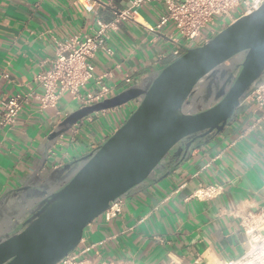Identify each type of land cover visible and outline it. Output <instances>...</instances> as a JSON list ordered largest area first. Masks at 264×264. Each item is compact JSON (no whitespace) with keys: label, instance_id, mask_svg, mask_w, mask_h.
<instances>
[{"label":"crops","instance_id":"obj_1","mask_svg":"<svg viewBox=\"0 0 264 264\" xmlns=\"http://www.w3.org/2000/svg\"><path fill=\"white\" fill-rule=\"evenodd\" d=\"M132 1L0 0V114L9 98L33 95L15 126H0V213L8 219L0 223V235L38 206L39 186L60 182L57 169L103 144L133 113L137 101L131 108L93 114L52 142L58 125L82 107L66 94L56 109L41 110L35 98L42 94L36 77L51 67L56 41L88 36L98 21L111 22ZM166 12L164 2H150L138 8L134 19L122 22L106 42L112 54L101 50L91 60L94 79L83 93L107 86L113 98L170 64V38L177 35L173 24L151 31ZM119 113L122 121L112 118ZM176 155L154 180L122 199V215L87 227L86 243L79 248L94 247L88 257L135 264H223L249 251L241 221L264 211V107L242 101L222 133L197 139L190 158L173 168ZM210 186L220 188L211 198L198 196L201 187Z\"/></svg>","mask_w":264,"mask_h":264},{"label":"water","instance_id":"obj_2","mask_svg":"<svg viewBox=\"0 0 264 264\" xmlns=\"http://www.w3.org/2000/svg\"><path fill=\"white\" fill-rule=\"evenodd\" d=\"M262 84L264 5L141 84L74 112L51 134L52 142L93 114L138 103L103 144L54 172L61 173L59 183L39 186L38 206L0 235V264H59L113 202L154 180L175 151L173 168L190 158L197 139L222 133ZM5 220L1 212L0 223Z\"/></svg>","mask_w":264,"mask_h":264},{"label":"built area","instance_id":"obj_3","mask_svg":"<svg viewBox=\"0 0 264 264\" xmlns=\"http://www.w3.org/2000/svg\"><path fill=\"white\" fill-rule=\"evenodd\" d=\"M150 2H164L167 5V12L151 31H160L168 24H173L177 31V35L170 38L173 43L169 55L172 62L183 56L189 49L202 46L215 37L221 27H228L241 17L253 14L264 5V0H133L130 8L116 12L111 22L98 21L97 26L88 36H77L65 42L56 41V56L51 67L36 77L42 89V94L35 97L41 110L56 109L66 94H70L82 108L108 99L111 89L107 86H102L94 94L83 93V90L94 79V66L91 60L101 50L112 54V51L106 48L110 34L117 31L122 22L134 19L138 8ZM229 21L232 22L229 24ZM163 58L164 56L160 57V59ZM103 80L104 76L99 77L97 83L101 85ZM126 81L131 85V78ZM30 98H33L32 94H17L9 98L0 114V126L2 128L15 126ZM243 101L255 102L262 109L264 107V84L255 88ZM60 114L58 112V115ZM219 188L217 186L201 187L198 196L211 198ZM122 213L123 205L120 199L113 202L101 216L105 221L110 222ZM241 227L249 237L250 249L241 258L223 264H264V211L247 215L242 219ZM84 243L86 240L83 237L81 244ZM93 248L87 246L80 249L78 247L59 264H135L131 261H107L101 259L99 255L96 259H91L87 254Z\"/></svg>","mask_w":264,"mask_h":264},{"label":"rangeland","instance_id":"obj_4","mask_svg":"<svg viewBox=\"0 0 264 264\" xmlns=\"http://www.w3.org/2000/svg\"><path fill=\"white\" fill-rule=\"evenodd\" d=\"M233 14H237V13H236V12H233ZM134 104H135L134 102H130L129 104H127V105H125V106H129V107L131 108ZM136 107H137V106L135 105V107L133 108V111H132V112H134V110L136 109ZM193 108H194V107H193ZM195 108H196V107H195ZM123 109H124V108H123ZM127 114H128V113H127ZM121 117H122V116H121V114L119 113V114H116L115 116H113L112 118H115V119H117V120L122 121V120H121ZM126 121H127V120H126ZM126 121H125V122H126ZM125 122H124V123H125ZM124 123H123V124H124ZM123 124H122V125H123ZM98 221H99V222H100V221H103V220H102V216H100L98 219H96V220L94 221V223H96V222H98ZM96 255H97V254H96ZM96 255L92 254V255L89 256V257H90L91 259H95V258H97Z\"/></svg>","mask_w":264,"mask_h":264},{"label":"flooded vegetation","instance_id":"obj_5","mask_svg":"<svg viewBox=\"0 0 264 264\" xmlns=\"http://www.w3.org/2000/svg\"><path fill=\"white\" fill-rule=\"evenodd\" d=\"M188 140H186L185 142H187ZM20 228H18V230H19Z\"/></svg>","mask_w":264,"mask_h":264}]
</instances>
